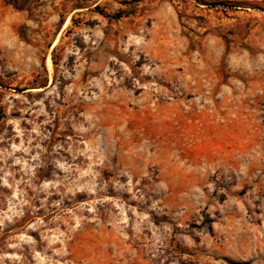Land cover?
Returning a JSON list of instances; mask_svg holds the SVG:
<instances>
[{
    "label": "rangeland",
    "instance_id": "obj_1",
    "mask_svg": "<svg viewBox=\"0 0 264 264\" xmlns=\"http://www.w3.org/2000/svg\"><path fill=\"white\" fill-rule=\"evenodd\" d=\"M0 264H264V0H0Z\"/></svg>",
    "mask_w": 264,
    "mask_h": 264
},
{
    "label": "trees",
    "instance_id": "obj_2",
    "mask_svg": "<svg viewBox=\"0 0 264 264\" xmlns=\"http://www.w3.org/2000/svg\"><path fill=\"white\" fill-rule=\"evenodd\" d=\"M199 1V0H197ZM204 5H209L211 7H219V6H226L223 2H213V3H204ZM121 17L120 15L117 16V18Z\"/></svg>",
    "mask_w": 264,
    "mask_h": 264
}]
</instances>
